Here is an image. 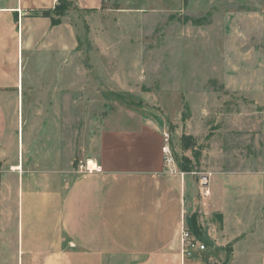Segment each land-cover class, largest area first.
<instances>
[{"label": "rangeland", "instance_id": "1", "mask_svg": "<svg viewBox=\"0 0 264 264\" xmlns=\"http://www.w3.org/2000/svg\"><path fill=\"white\" fill-rule=\"evenodd\" d=\"M66 19L77 44L66 55L63 138L39 158L79 174L103 130L150 123L170 132L178 167L197 173L186 215L206 246L201 225H223L235 204L242 225H264V0H102ZM202 175L223 177L205 199ZM5 218L0 264H20Z\"/></svg>", "mask_w": 264, "mask_h": 264}, {"label": "crops", "instance_id": "2", "mask_svg": "<svg viewBox=\"0 0 264 264\" xmlns=\"http://www.w3.org/2000/svg\"><path fill=\"white\" fill-rule=\"evenodd\" d=\"M62 2L70 8L58 14ZM101 4L102 0H0V225L6 215H13L17 260L264 263V225H242L238 204L232 212L222 211L223 225L202 222L209 245L181 257L180 225L192 206L194 188L189 191L187 183L192 174L181 175L179 167L180 171L169 170L162 152L165 129L159 126L143 123L136 129L103 130L98 151L89 158L101 172L66 174L50 167L49 156L39 158L37 151H48L51 139L57 143L60 135L63 138V131L58 137L56 131L64 126L66 55L77 44L74 30L66 27L71 25L67 14L73 7ZM53 18H60V23L53 24ZM25 119L30 125L27 134ZM222 178L210 176V191L213 181Z\"/></svg>", "mask_w": 264, "mask_h": 264}, {"label": "built area", "instance_id": "3", "mask_svg": "<svg viewBox=\"0 0 264 264\" xmlns=\"http://www.w3.org/2000/svg\"><path fill=\"white\" fill-rule=\"evenodd\" d=\"M55 2H58V0H54ZM163 136V146H162V152H163V158L168 166L170 171H180L178 169V163L176 159V155L174 153V150L172 148V140L171 135L168 130H163L162 132ZM102 168L99 166V164L96 162L94 166H91L89 163V159L83 161H79V165L77 167V173L80 174H87V173H94V172H101ZM181 175H185L186 173H190L192 175L197 174L193 171H180ZM204 178H207V183L203 182ZM209 178L210 175H202L199 177L200 181V191L203 195V199H205L210 194V189L208 187L209 185ZM204 202V201H203ZM184 204V199H183ZM180 243H181V257L184 259L186 257H190L193 255L196 251H202L207 248L206 244L203 243L192 231V229L189 226L188 220L185 218L184 213L180 225Z\"/></svg>", "mask_w": 264, "mask_h": 264}, {"label": "trees", "instance_id": "4", "mask_svg": "<svg viewBox=\"0 0 264 264\" xmlns=\"http://www.w3.org/2000/svg\"><path fill=\"white\" fill-rule=\"evenodd\" d=\"M68 5H69V3H67V2L60 3L56 9L58 14H62L64 11H66L68 8ZM57 23H60V18H53V24H57ZM177 163H178V161H177ZM180 169L182 171H186V172L189 170V169L184 168V167H180ZM188 223H189V226L192 229V231L195 233L197 231V225H195V223L190 219H188ZM199 236H201V235H199Z\"/></svg>", "mask_w": 264, "mask_h": 264}, {"label": "bare ground", "instance_id": "5", "mask_svg": "<svg viewBox=\"0 0 264 264\" xmlns=\"http://www.w3.org/2000/svg\"><path fill=\"white\" fill-rule=\"evenodd\" d=\"M89 163H90L91 166H94L96 162L93 161L92 159H89Z\"/></svg>", "mask_w": 264, "mask_h": 264}, {"label": "water", "instance_id": "6", "mask_svg": "<svg viewBox=\"0 0 264 264\" xmlns=\"http://www.w3.org/2000/svg\"><path fill=\"white\" fill-rule=\"evenodd\" d=\"M208 179L207 178H204L203 182L207 183Z\"/></svg>", "mask_w": 264, "mask_h": 264}]
</instances>
